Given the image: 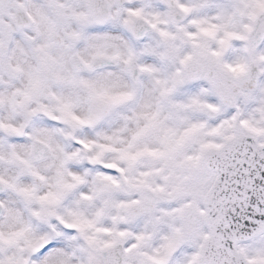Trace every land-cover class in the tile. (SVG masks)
<instances>
[{
	"label": "clouds",
	"instance_id": "obj_1",
	"mask_svg": "<svg viewBox=\"0 0 264 264\" xmlns=\"http://www.w3.org/2000/svg\"><path fill=\"white\" fill-rule=\"evenodd\" d=\"M65 2L80 11L86 0ZM93 2L114 19L79 40L67 35L80 30L69 19L55 64L15 45L0 55V123L22 128L20 138L0 128V232H22L0 243V259L41 264L63 248L72 264H264V0ZM95 35L110 37L107 46L92 47ZM102 91L133 96L105 104L94 95ZM191 124L204 127L189 148L223 146L205 153L195 194L162 179L145 151ZM40 236L47 246L29 249Z\"/></svg>",
	"mask_w": 264,
	"mask_h": 264
},
{
	"label": "snow or ice",
	"instance_id": "obj_2",
	"mask_svg": "<svg viewBox=\"0 0 264 264\" xmlns=\"http://www.w3.org/2000/svg\"><path fill=\"white\" fill-rule=\"evenodd\" d=\"M83 10L77 11L72 9V5L65 0H0V55L8 52L12 45H15V51L21 55L26 54L30 48L32 51L39 52L41 62L44 64H55L57 57L51 54V49L55 44V38L63 26L69 19L74 20L79 26V31L67 33L70 39L79 40L84 34L85 28L91 23H106L114 19V17L105 15L102 11L97 12L93 0H86V3L81 5ZM71 9V11H70ZM130 15H138V13H130ZM94 41L91 46L96 49H101L107 46L110 37L107 35H95L88 38ZM99 55L92 57V62H88L85 66L91 69ZM109 59H112L110 57ZM74 80L75 77H72ZM82 83H86L83 82ZM41 81L37 78L33 81V88H39ZM25 98L29 95L28 92L23 93ZM95 97L105 104H114L117 102L127 101L132 99L133 93L130 91H121L111 94L107 91L95 92ZM14 103V101H13ZM69 103L65 102L61 111H67ZM35 111V110H34ZM71 115V113H68ZM47 115L52 120L59 119L58 116L47 112ZM73 119L79 120L80 123H91L92 118L80 120L78 117ZM155 126V117L149 124L141 127L136 135L146 134ZM203 124H191L183 131H172L168 135L160 138V147L155 150L145 149L149 155L156 158L159 166L156 169L158 174H162V179L165 181L175 180L177 186L181 189L187 188L193 194L198 189L201 181V173L203 171L204 156L210 149H220L223 146L220 144H211L199 142V147L193 145L189 148V143L199 133ZM0 128L13 135L14 138H20L22 128L11 124L0 123ZM220 130L213 129V133H218ZM50 134V133H48ZM226 140H231L232 137H226ZM83 143V142H81ZM10 155L13 158H19L15 151V146H11ZM140 153H137L139 155ZM25 163H27L25 161ZM254 164V162L244 158H234L233 166L240 167L242 165ZM264 167V165H262ZM9 187L15 188V183L9 182ZM163 191V188L156 189ZM23 196H30L31 192L27 188L18 189ZM44 199H47L45 197ZM39 215V213H37ZM78 225H69L68 227H77ZM260 230H264V224H261ZM22 235V232L13 231L10 233L0 232V243L12 245L17 237ZM61 237V233L55 234ZM123 235V233H121ZM91 243V239H89ZM48 244L47 237H33L28 240V248L35 250L37 247L45 248ZM0 264H26L22 257L15 254L9 256L7 260L0 259ZM41 264H72L71 256L63 250L56 248L48 252L44 256Z\"/></svg>",
	"mask_w": 264,
	"mask_h": 264
}]
</instances>
